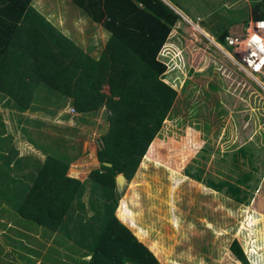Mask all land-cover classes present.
Masks as SVG:
<instances>
[{"label": "rangeland", "instance_id": "1", "mask_svg": "<svg viewBox=\"0 0 264 264\" xmlns=\"http://www.w3.org/2000/svg\"><path fill=\"white\" fill-rule=\"evenodd\" d=\"M182 1L189 12L214 10L211 18L218 26L247 18L245 0ZM32 8L90 55L102 50L106 32L82 11L77 12L80 9L71 2L32 0ZM172 29L171 34L179 33V38L174 32L170 39L177 50L165 51L166 68L161 75L176 91L170 118L166 126L162 123L164 133L160 136L158 132L153 139L151 158H141L130 180L116 182L122 200L127 195V208L123 214L122 206L116 205L113 213L155 252L161 264H246L236 255V243L248 264H264V80L239 70L215 44H201L182 28ZM102 89L106 91V86ZM34 96L33 106L24 111L16 107L12 96L0 92L1 157L35 146L29 141L20 144L16 137L30 134L40 147V156L43 151L63 154L69 163L67 174L79 180L87 177L81 200L93 206L94 196L105 203L99 206L109 205L106 208L111 210L114 203L106 187L89 191L92 182L88 177L98 168L97 150L103 145L101 114L75 126L79 117L69 110L74 104L64 102L57 91L40 85ZM12 108L24 112L23 117L18 115L24 126L14 135L13 123L3 116ZM65 112L69 115L62 119L60 114ZM6 166L0 158V227L4 229L0 228V264H55L60 258H64L61 262L84 264L94 249L96 229L91 235L61 236L59 242L60 237L53 239L34 220L15 212L10 220L8 208L20 193L12 178L17 165L8 170ZM242 174L246 180L235 182ZM204 178L215 185L205 184ZM236 184L239 191L231 186ZM244 191L246 200L240 199ZM99 206H93L95 211ZM86 211L84 216L93 214L88 205ZM7 221L10 228L5 226ZM35 234L37 241L33 242ZM59 244L62 250L53 251Z\"/></svg>", "mask_w": 264, "mask_h": 264}, {"label": "trees", "instance_id": "2", "mask_svg": "<svg viewBox=\"0 0 264 264\" xmlns=\"http://www.w3.org/2000/svg\"><path fill=\"white\" fill-rule=\"evenodd\" d=\"M71 1L106 32L97 55H90L57 30L32 8V0H0V92L12 96L16 107L25 111L33 106L40 85L51 87L64 102L74 104L79 117L76 126L101 114L103 145L97 150L100 166L89 178L92 190L106 187L114 204L108 210V204L99 206L105 203L93 196L92 205L99 207L95 211L90 205L93 214L84 216L83 182L67 175V156L44 151L40 156L38 143L29 134L28 141L36 147L30 145L14 164L21 171L26 169L30 183L15 176V191L20 194L11 208L37 224L55 228L61 222L65 235L72 230L73 235H91L96 229L94 249L84 264H161L155 252L113 211L121 197L116 176L121 174L130 180L141 158H151L148 154L156 144L153 139L158 132L160 136L164 133L162 123L166 126L170 118L176 91L161 78L166 65L158 54L165 59L163 48L169 47L172 35L167 36L181 18L163 0ZM251 15L253 19L264 18V0L253 2ZM219 41L225 42V33ZM14 108L3 115L9 122L20 119V114L24 116ZM1 162L7 165L6 170L12 166L7 158ZM246 178L239 175L235 182ZM202 181L215 185L205 178ZM231 186L240 190L239 184ZM100 197L109 200L106 195ZM124 197L119 206L123 214L127 208V195ZM240 199H247L245 191ZM233 248L248 264L243 248L237 243Z\"/></svg>", "mask_w": 264, "mask_h": 264}, {"label": "crops", "instance_id": "3", "mask_svg": "<svg viewBox=\"0 0 264 264\" xmlns=\"http://www.w3.org/2000/svg\"><path fill=\"white\" fill-rule=\"evenodd\" d=\"M65 1H68L69 3L71 2L72 3V1L71 0H65ZM166 1V0H165ZM237 1H239V0H237ZM257 1H260V0H245V2H246V7H247V9H248V12H247V18L245 19V16H244V19L245 20H237V21H234V22H231V23H228V24H224V25H217L216 23H215V21L213 20V18H211L212 16H213V13H214V10H212V9H206L205 10V12L204 13H202V12H199V11H194V12H189L188 11V7H187V5H185L183 2L184 1H182V0H167L166 2L168 3V5L180 16V18H181V20H179V21H177L176 23H175V25L172 27V28H175V27H177L179 30H180V28H182L183 29V31L184 32H186V33H188L189 35H191V36H193L194 38H196L197 39V41L198 42H201V44H206V43H212V44H215V43H213L214 41H218V42H220L219 41V37H221L222 35H223V33H225V34H228V33H243L244 31H245V27L247 26V24H248V22L251 20V19H253V17H252V15H251V8H252V5H253V2H257ZM73 4V3H72ZM81 12V10H78L77 9V12ZM193 14H196V15H193ZM192 16H194V19L192 20ZM248 19V20H247ZM212 20V21H211ZM247 21V22H246ZM171 28V29H172ZM172 30H174V29H172ZM175 32V31H174ZM173 32V33H174ZM173 33L171 34V31L169 32V34H168V36L167 37H169V35L171 34L172 36H173ZM179 33H176L175 32V34H174V37H176V38H179V35H178ZM181 35V34H180ZM167 37H166V39H167ZM209 40V41H207V40ZM191 40V39H190ZM225 43V42H224ZM223 43V44H224ZM216 45V44H215ZM217 46V45H216ZM188 47H190V44L188 43ZM167 49H170L171 51H174L173 49H176V44H175V42L174 41H170V45H169V47L167 48ZM167 49H166V47L165 48H163V53H165V51H167ZM177 50V49H176ZM165 55H166V53H165ZM167 56V55H166ZM158 58H159V54H158ZM159 59H161V58H159ZM164 63H165V60H163V59H161ZM166 64V63H165ZM51 103H53V102H51ZM75 108V107H74ZM56 113V112H55ZM64 114V113H63ZM69 114L67 113V112H65V114H64V117H63V115H62V113L60 114V116H61V118L63 119V118H65V119H67V116H68ZM66 116V117H65ZM20 120H23V119H18L17 121L18 122H16V123H14V122H11V123H13V125H14V131H13V133H16V131L17 132H19L20 131V129H21V127H23L24 125H21L20 123H19V121ZM70 123V121L68 120V124ZM71 124V123H70ZM72 125H74L73 123H72ZM76 126V125H75ZM18 134H20V133H18ZM17 138H18V141H19V143L20 144H23V145H25L26 143H28V138H27V136H24V135H17L16 136ZM25 138V139H24ZM24 139V140H23ZM29 142H31V141H29ZM21 152L19 151V149L17 150V151H15L14 153H13V156H11V157H8L7 158V161H8V159H9V162H10V164L13 166V164L15 163V159H16V157H19V154H20ZM98 157V156H97ZM0 158L1 159H3L2 157H1V151H0ZM96 161H97V167L99 168V166H100V162H99V159H96ZM98 168H95V169H98ZM17 173H15V171L12 173V178L14 179L15 178V176H19L20 178H23V181L25 182V183H30V177H28L27 175H26V169L24 168V171H21V169H19L18 167H17V171H16ZM68 176H71V177H74V176H72L71 174H67ZM121 175V174H120ZM120 175H117L116 176V182L119 180L118 179V176H120ZM74 178H76V177H74ZM87 178V177H86ZM86 178H83V179H80L82 182H85L87 179ZM89 178V177H88ZM76 179H78V178H76ZM86 179V180H85ZM90 179V178H89ZM83 180H85V181H83ZM90 181H91V179H90ZM117 185V187L119 186V184H116ZM14 188H15V186H14ZM89 191H91V193L93 192V190H92V184H90V189H89ZM118 191H119V188H118ZM120 192V191H119ZM123 196V195H122ZM121 200H122V197H121ZM121 200H120V203H121ZM82 202L83 203H85V205H88V208H90L91 209V207L89 206V204H87L86 202H84L83 200H82ZM120 203H118L117 204V206H120ZM117 206L116 207H114V209H116L117 208ZM9 209V215H10V220H12V218H14L15 216H14V208H8ZM87 212V211H86ZM91 212H92V209H91ZM16 213V212H15ZM89 214V213H88ZM120 218V217H119ZM122 220V219H121ZM59 224H57L56 225V227L55 228H52V227H49V226H46V225H44V224H40V225H42L43 227H44V229H43V227L41 228L40 227V225H39V228H41V229H43V230H49L51 233V235H50V237H53V239L54 238H57V236L58 237H60V239L58 240L59 242L61 241V236H63V238H66L65 236V234L62 232V230L60 229L61 228V222H58ZM4 224V223H3ZM5 226H7L6 228H10L12 225L10 224V222L9 221H7L6 223H5ZM34 228H35V226H33ZM1 228V227H0ZM1 230L2 231H4V229L3 228H1ZM39 230V229H38ZM37 234H35L34 235V239H33V242H36L37 241ZM67 236H69V237H72V238H76V236L75 235H73V234H70V235H67ZM46 239H47V237H46ZM71 239V238H70ZM69 239V240H70ZM48 240V239H47ZM77 240V239H76ZM70 241H72V239L70 240ZM46 243H47V241H46ZM65 245V244H64ZM55 250H62V248H61V246H60V244L58 245V248H54L53 249V251H55ZM89 256V255H88ZM60 259H62V260H59L57 263H55V264H69V263H67V262H61V261H64V258H60ZM82 264V263H81Z\"/></svg>", "mask_w": 264, "mask_h": 264}, {"label": "built area", "instance_id": "4", "mask_svg": "<svg viewBox=\"0 0 264 264\" xmlns=\"http://www.w3.org/2000/svg\"><path fill=\"white\" fill-rule=\"evenodd\" d=\"M255 38V39H254ZM217 47L235 61L238 69L249 75L264 79V19H251L243 33L225 34V43L231 51L225 49L222 42L214 41ZM70 113H76L74 106ZM102 143V140H101Z\"/></svg>", "mask_w": 264, "mask_h": 264}, {"label": "water", "instance_id": "5", "mask_svg": "<svg viewBox=\"0 0 264 264\" xmlns=\"http://www.w3.org/2000/svg\"><path fill=\"white\" fill-rule=\"evenodd\" d=\"M166 4H168L165 0H163ZM263 90H264V87H261ZM104 165H106V166H110V164L109 163H104ZM124 179V177L122 176V175H120V176H118V179L120 180V179Z\"/></svg>", "mask_w": 264, "mask_h": 264}, {"label": "clouds", "instance_id": "6", "mask_svg": "<svg viewBox=\"0 0 264 264\" xmlns=\"http://www.w3.org/2000/svg\"><path fill=\"white\" fill-rule=\"evenodd\" d=\"M264 19V18H263Z\"/></svg>", "mask_w": 264, "mask_h": 264}, {"label": "snow or ice", "instance_id": "7", "mask_svg": "<svg viewBox=\"0 0 264 264\" xmlns=\"http://www.w3.org/2000/svg\"><path fill=\"white\" fill-rule=\"evenodd\" d=\"M255 39V38H254Z\"/></svg>", "mask_w": 264, "mask_h": 264}]
</instances>
